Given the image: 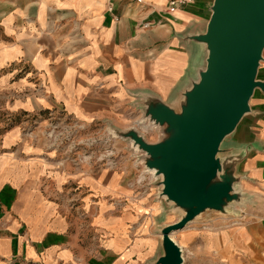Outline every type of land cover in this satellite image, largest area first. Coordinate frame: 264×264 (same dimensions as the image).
Here are the masks:
<instances>
[{
	"label": "crops",
	"instance_id": "crops-1",
	"mask_svg": "<svg viewBox=\"0 0 264 264\" xmlns=\"http://www.w3.org/2000/svg\"><path fill=\"white\" fill-rule=\"evenodd\" d=\"M172 1L0 0V112L16 118L0 117V264H143L151 246L157 253L151 204L128 164H60L22 132L27 118L52 111L128 127L138 90L174 101L206 56L187 36L206 30L214 0H176L171 10ZM259 91L228 147H249L238 172L264 189Z\"/></svg>",
	"mask_w": 264,
	"mask_h": 264
},
{
	"label": "water",
	"instance_id": "water-1",
	"mask_svg": "<svg viewBox=\"0 0 264 264\" xmlns=\"http://www.w3.org/2000/svg\"><path fill=\"white\" fill-rule=\"evenodd\" d=\"M211 10L206 30L187 36L204 44L206 56L177 98L167 102L151 92H132L142 110L138 122L152 123L158 140L148 141L135 126L107 122L113 135L130 140L144 169L158 180L163 218L170 209L181 212L178 220L158 226L159 249L145 264H182L183 250L172 233L206 211L229 213L243 197L238 183L247 175L238 165L249 147L230 148L228 139L252 112L256 90L264 92L258 77L264 0H214Z\"/></svg>",
	"mask_w": 264,
	"mask_h": 264
},
{
	"label": "rangeland",
	"instance_id": "rangeland-1",
	"mask_svg": "<svg viewBox=\"0 0 264 264\" xmlns=\"http://www.w3.org/2000/svg\"><path fill=\"white\" fill-rule=\"evenodd\" d=\"M260 70L259 76L262 77L264 75L263 68L261 67ZM260 96L258 90L251 99L253 105H258ZM141 116L142 110L137 109L134 119L131 121L132 125L128 127H137L145 134L148 141L156 142L159 138L158 131L148 121L143 124L139 123L138 119ZM0 117L4 118L5 121L7 120L8 125L16 121L12 114H6V112H0ZM48 117L49 114L42 117L27 118L22 133L30 138H33V136L38 138L44 144L45 151H50L51 153L48 154L54 156L55 161L58 163L71 162L63 159L65 152L70 148L68 146L69 142H71L64 139L67 135L66 129L63 127L55 129L57 137L63 140V143H59L54 137L49 139L44 135L46 130H52L50 124H57L56 119L48 120ZM244 119L248 120L249 117ZM75 139L76 147L70 156H87L86 160L81 162V165L111 168L107 163L115 160L118 165L111 168L113 170L119 169L124 164L130 166L129 170L132 169L133 172L128 179L134 182L137 191H140L141 195L149 200L151 212L154 216L152 219L156 220L155 223L153 222L155 228H158V224L162 220L174 222L180 218L181 212L172 209L163 218L164 207L157 198L159 192L158 180L150 171L144 169L130 140L113 135L107 124L85 125V129L76 133ZM78 140L81 141L80 144L77 143ZM238 188L242 190L243 197L240 202L232 203L229 213L206 211L189 222L184 228L172 233V237L183 250L182 264H264V230H258L256 227L258 221L264 220V189L245 178L238 183ZM239 230H246L252 234V238L247 241L240 240ZM155 251L156 245L151 246L149 251L144 254L145 257L142 263L145 264L147 261L152 260L155 257Z\"/></svg>",
	"mask_w": 264,
	"mask_h": 264
},
{
	"label": "built area",
	"instance_id": "built-area-1",
	"mask_svg": "<svg viewBox=\"0 0 264 264\" xmlns=\"http://www.w3.org/2000/svg\"><path fill=\"white\" fill-rule=\"evenodd\" d=\"M177 1L174 0L171 2L170 8L171 10L175 9ZM58 113V114H57ZM48 120L50 119H56L57 124H50V126L52 127V130H46L45 131V136L46 138H55L56 141H58L59 143H63V140H60L57 137V133L55 132V129L59 128V127H63L66 129L67 135L64 137V139L70 140L71 142H69V150L65 152V156L63 159H65V161H71L75 164H81V162L86 160L85 155H78L76 157L70 156L71 152L74 151L75 147H76V133L79 132L82 129H85V125H83L82 123L78 122L77 120H74L73 118L65 115L64 113L61 112H51L49 113V117L47 118ZM74 143V144H73ZM78 144L81 143V141L78 140L77 142ZM111 168L116 167L118 165V162L115 160H111L107 163Z\"/></svg>",
	"mask_w": 264,
	"mask_h": 264
}]
</instances>
